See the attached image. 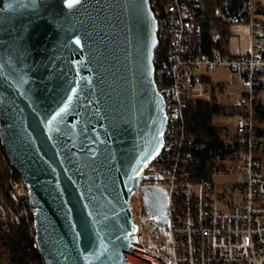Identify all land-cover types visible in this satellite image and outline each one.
<instances>
[{
  "label": "water",
  "instance_id": "1",
  "mask_svg": "<svg viewBox=\"0 0 264 264\" xmlns=\"http://www.w3.org/2000/svg\"><path fill=\"white\" fill-rule=\"evenodd\" d=\"M156 29L150 0H0V138L47 264H143L130 196L168 124ZM142 194L166 227V192Z\"/></svg>",
  "mask_w": 264,
  "mask_h": 264
},
{
  "label": "built area",
  "instance_id": "2",
  "mask_svg": "<svg viewBox=\"0 0 264 264\" xmlns=\"http://www.w3.org/2000/svg\"><path fill=\"white\" fill-rule=\"evenodd\" d=\"M257 1L249 0L247 18L239 24L248 29V49H231L229 54L215 50L212 56H204L191 49L192 39L202 32L195 11L199 0H150L157 21L158 49L164 46L161 56L154 59V74L165 101L168 124L162 148L141 171V183L130 196L136 230L129 257L140 263L264 264V173L258 155L264 135L255 119V107L263 91L259 81L264 68V37L256 13ZM216 12L232 26L237 25L225 8ZM220 66L238 74L248 86L233 103L238 109L233 135L239 150L232 167L240 178L231 186V198L224 199L223 206L214 197L215 184L194 179L190 163L193 152L201 149L184 123L186 105L192 99L210 96L201 81V68L209 71ZM145 187H159L166 192V227L147 218L142 194ZM133 198L139 202L137 214L132 209ZM23 222L39 252L30 184L22 177L9 176L0 188V237L12 224ZM29 264L47 263L42 258Z\"/></svg>",
  "mask_w": 264,
  "mask_h": 264
},
{
  "label": "trees",
  "instance_id": "3",
  "mask_svg": "<svg viewBox=\"0 0 264 264\" xmlns=\"http://www.w3.org/2000/svg\"><path fill=\"white\" fill-rule=\"evenodd\" d=\"M248 3L249 0H199L195 11L202 32L192 39L193 53L212 56L215 50H220L222 54H229L230 43L235 37V28L240 27L239 24L247 18ZM220 8H225L235 17L236 26H232L230 22L217 15L216 11ZM256 13L259 18L260 16L263 18L262 20L260 18V27L264 37V4L261 1H257ZM163 47L160 45L156 51V59L161 56ZM260 75L259 84L263 90L264 68L261 69ZM201 81L208 87L210 96L207 99H192L186 105L184 123L186 130L193 135L194 143L200 145L201 149L193 152L194 159L190 163L194 179L210 180L214 185L215 174L230 171L237 157L239 144L234 140L233 133L228 135V139L223 137L224 127L214 124L213 120L215 116L228 112L235 115L238 109L234 104L224 105L219 101L216 91L222 86H215L210 76L204 75ZM255 119L260 133L264 135V129L260 126L264 122V103L261 100L255 107ZM9 176L21 177L12 167L0 138V188ZM0 248L8 251L11 264H29L42 260L40 253L33 246L32 233L24 222L12 224L8 232L2 233Z\"/></svg>",
  "mask_w": 264,
  "mask_h": 264
},
{
  "label": "rangeland",
  "instance_id": "4",
  "mask_svg": "<svg viewBox=\"0 0 264 264\" xmlns=\"http://www.w3.org/2000/svg\"><path fill=\"white\" fill-rule=\"evenodd\" d=\"M264 4V0H258ZM261 18V16H260ZM263 18H261L262 20ZM237 30V29H236ZM237 36L234 38V45L241 46V42H237ZM236 43V44H235ZM201 74L210 76L211 80L215 84V86L221 85L222 87L216 91V95L220 102L224 105H230L235 103L238 99L241 98L243 92L248 89V86L244 81L240 79V77L232 72L229 68L224 66L213 67L211 70L207 71L204 68L200 70ZM203 98H207V96H203ZM262 100L264 102V88L262 91ZM237 117L230 112L227 114H222L214 117V124L224 127L223 129V137L226 139L229 138V134L234 132V126L236 124ZM260 126L264 129V122L260 124ZM259 156L262 161V169L264 173V148L259 152ZM233 166V165H232ZM239 174L231 167L230 171L227 172H219L214 176V197L219 201L220 205L223 206L224 199L231 198V186L237 182L239 179ZM224 195V198H223ZM239 199V193L234 194V200L237 202ZM139 202L136 198H133L132 209L135 214L138 213ZM0 264H11L10 263V255L8 251L0 248Z\"/></svg>",
  "mask_w": 264,
  "mask_h": 264
},
{
  "label": "crops",
  "instance_id": "5",
  "mask_svg": "<svg viewBox=\"0 0 264 264\" xmlns=\"http://www.w3.org/2000/svg\"><path fill=\"white\" fill-rule=\"evenodd\" d=\"M237 29V30H236ZM235 36H237V42H241V46L239 45H234V38L232 39L231 43H230V48L234 51V52H240V51H246L249 47V33H248V29L246 27H238L235 28ZM236 44V43H235ZM238 75V74H237ZM239 76V75H238ZM240 77V76H239ZM241 79V77H240ZM242 80V79H241ZM261 102H263L262 98H261ZM264 103V102H263Z\"/></svg>",
  "mask_w": 264,
  "mask_h": 264
},
{
  "label": "snow or ice",
  "instance_id": "6",
  "mask_svg": "<svg viewBox=\"0 0 264 264\" xmlns=\"http://www.w3.org/2000/svg\"><path fill=\"white\" fill-rule=\"evenodd\" d=\"M76 2L77 0H68L69 7L73 6Z\"/></svg>",
  "mask_w": 264,
  "mask_h": 264
},
{
  "label": "bare ground",
  "instance_id": "7",
  "mask_svg": "<svg viewBox=\"0 0 264 264\" xmlns=\"http://www.w3.org/2000/svg\"><path fill=\"white\" fill-rule=\"evenodd\" d=\"M135 260V259H134ZM137 261V260H136Z\"/></svg>",
  "mask_w": 264,
  "mask_h": 264
}]
</instances>
